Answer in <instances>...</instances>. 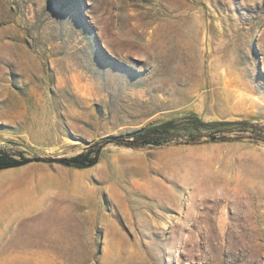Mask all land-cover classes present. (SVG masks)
Returning <instances> with one entry per match:
<instances>
[{"label": "rangeland", "instance_id": "374dc122", "mask_svg": "<svg viewBox=\"0 0 264 264\" xmlns=\"http://www.w3.org/2000/svg\"><path fill=\"white\" fill-rule=\"evenodd\" d=\"M190 116L264 126V0H0V151ZM239 135L1 171L0 264H264V132Z\"/></svg>", "mask_w": 264, "mask_h": 264}, {"label": "trees", "instance_id": "16d2710c", "mask_svg": "<svg viewBox=\"0 0 264 264\" xmlns=\"http://www.w3.org/2000/svg\"><path fill=\"white\" fill-rule=\"evenodd\" d=\"M205 131V134H201ZM264 126L245 121L203 123L195 116L180 121H170L157 125L146 126L126 136H111L90 145L83 152L69 158L46 159L41 157H17L0 151V172L17 169L33 164H58L78 170L95 166L102 149L109 145L125 148L162 147L165 145H191L202 139L205 143H225L240 139L242 133L248 134V139L261 142Z\"/></svg>", "mask_w": 264, "mask_h": 264}]
</instances>
